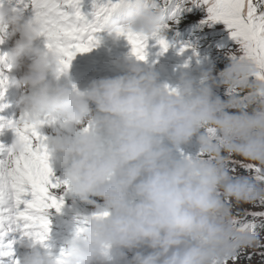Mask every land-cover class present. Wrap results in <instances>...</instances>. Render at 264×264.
Instances as JSON below:
<instances>
[{"label": "clouds", "instance_id": "1", "mask_svg": "<svg viewBox=\"0 0 264 264\" xmlns=\"http://www.w3.org/2000/svg\"><path fill=\"white\" fill-rule=\"evenodd\" d=\"M163 20L160 4H135L119 23L148 35ZM0 24L13 41L6 62L23 69L13 83L28 90L18 102L20 113L59 118L49 142L69 193L87 204L99 198L97 211L108 213L84 218L83 230L67 241L65 264H108L125 258L122 250L142 247L150 251H135L126 264H213L257 243L233 230L229 202L264 201V184L224 163L239 156L264 168V82L251 79L252 64L231 62L221 74L227 87L248 95L246 107L237 96L221 100L208 86L194 89L184 76L168 88L157 73L131 60L124 74L93 80L80 91L67 73L57 75L53 50L32 47L41 37L38 25L11 4L0 7ZM207 128L217 130L215 139ZM194 136L197 153L182 154ZM21 264L55 259L30 247Z\"/></svg>", "mask_w": 264, "mask_h": 264}, {"label": "snow or ice", "instance_id": "2", "mask_svg": "<svg viewBox=\"0 0 264 264\" xmlns=\"http://www.w3.org/2000/svg\"><path fill=\"white\" fill-rule=\"evenodd\" d=\"M198 5L206 6L207 20L222 22L229 30L230 37L238 45L236 53L230 54L231 62L247 61L256 71L251 79L264 82V0H194ZM135 4L155 6V0H91V11H82L83 0H16V10L23 14L31 5L30 23L38 25L40 35L45 38V48L53 50L57 57V75L67 72L77 53L89 52L96 47L100 38L97 33L106 26L109 35L114 38L123 36L131 45L130 55L139 61L147 57V40L155 38L161 53L167 51L168 43L158 34L169 27L166 23L158 25L151 34L136 33L127 25L113 19L118 10L125 12ZM3 3H0V7ZM162 11L164 8L162 7ZM180 6L172 10L170 19L178 15ZM7 37V26L0 24V43ZM182 46L179 53L185 50ZM195 54V53H194ZM0 96L9 82L5 70L12 65L6 62V53L0 55ZM167 87V86H166ZM73 88L75 86L73 85ZM174 92V89H169ZM228 96L239 97L241 106L247 104L248 95L235 85L228 86ZM2 107V106H0ZM59 118L47 112L32 116L22 112L18 119L0 123V133L11 129L14 141L7 148V155L0 159V256H7L10 264H21L14 256L12 246L17 241H27L30 246L40 245L53 256L46 243L50 232V210L60 212L64 206V195L69 192V182L56 178L50 164L47 150L49 138L40 132L43 125H56ZM88 129L85 128V131ZM206 134L215 139L218 135L214 128H207ZM183 154V153H182ZM232 173H251L250 178L264 184V168L257 164L233 159L224 161ZM230 207L232 208V202ZM239 203V202H237ZM255 206L264 208V201ZM106 211H97L93 215H104ZM251 217V219H249ZM257 220L264 221V211H245L243 216L232 215L233 230L253 236L257 243L247 247H264L259 243ZM81 227L76 229L82 231ZM10 237V239H9ZM242 248L233 249L221 260L213 264H229L238 259ZM66 249L61 248L54 257L55 264H65ZM0 264H4L0 260Z\"/></svg>", "mask_w": 264, "mask_h": 264}, {"label": "rangeland", "instance_id": "3", "mask_svg": "<svg viewBox=\"0 0 264 264\" xmlns=\"http://www.w3.org/2000/svg\"><path fill=\"white\" fill-rule=\"evenodd\" d=\"M197 8L198 11L195 6L193 7L195 16L190 19L198 18L201 21H204L205 26L203 27L201 33L210 34L212 32H220V35H216L220 39L218 42L221 43L224 38H226V43L218 47L214 52L210 53L208 47H193L189 45L185 39H179V34H177L178 32H175L174 28H171V25H169V27L162 30L158 34L160 38H163L168 43L169 47L167 51L161 53L159 44L156 39L153 38L146 47L147 51L150 52L153 57V63L147 66L153 72L157 73L158 82L168 88H174L179 83L181 76H184V78L192 82L194 89L208 86L211 89L213 98L219 97L221 100H226L228 95L226 94V96H224L223 91L218 87H220L223 83V77L221 75L223 70L231 63L230 54L236 53L238 45L230 37L229 30L222 22H211L206 19V6L197 4ZM182 46L188 47H185V50L178 54L179 49ZM120 47L123 49L120 50L115 57L113 69L116 73L120 72L121 74H124L127 70L128 62L130 60L133 61V58L132 55H130L129 49L124 48L123 45H120ZM105 48L110 53L114 51L110 45ZM92 51L95 60H100L102 64L103 62L108 61L105 57L102 58V52L98 45L93 48ZM88 58L89 56L87 59ZM107 63L110 65L109 61ZM80 70L81 68H78L77 75H85V71L79 73ZM198 148L199 145L196 141V137L194 136L188 144L181 146V152L183 154L195 155ZM233 159L245 161L243 157L239 156H233ZM245 162L251 163L249 161ZM241 172L244 175H251V173ZM66 195L71 201L79 202L81 207L87 212L95 213L100 207H102L103 204L99 198H92L95 200V204H87L81 202L69 192L66 193ZM245 211H264V208L248 203H237L235 200L232 201L231 212L233 216L239 214L242 218ZM249 219H251V217H249ZM262 222L263 221L261 220L256 221L258 225H262ZM256 231L259 233V243L264 245V227H257ZM242 251L243 253L240 263L235 262V264H264L259 260L261 259V255L264 253V247H247ZM229 264H233V262L229 261Z\"/></svg>", "mask_w": 264, "mask_h": 264}, {"label": "trees", "instance_id": "4", "mask_svg": "<svg viewBox=\"0 0 264 264\" xmlns=\"http://www.w3.org/2000/svg\"><path fill=\"white\" fill-rule=\"evenodd\" d=\"M195 23V24H194ZM183 26H186L187 28H189V27H194V26H197V27H201V28H203L204 26H205V24H204V21H201L200 19H198V18H193V19H191V21H184V23H183ZM182 26V27H183ZM195 32V31H194ZM218 33V32H217ZM217 33H215V32H212V33H210V35L207 37V38H205L204 40H202V42H201V44L204 46V47H209V48H216L217 49V46H219L220 44L221 45H223V44H225L226 43V38H224V40L220 43V42H218V40H220L219 39V37L218 36H216L217 35ZM199 43V42H198ZM211 50H215V49H211ZM222 91H223V95L224 96H226V91H227V87H226V85H224L223 87H222ZM238 175H244L242 172H239V173H237ZM262 224H264V221L262 222ZM245 248H243L242 250H244ZM240 251V253H239V255H238V259L235 261V262H238V263H240V260H241V258H242V253H243V251ZM260 260V262L261 263H264V253L261 255V259H259Z\"/></svg>", "mask_w": 264, "mask_h": 264}, {"label": "bare ground", "instance_id": "5", "mask_svg": "<svg viewBox=\"0 0 264 264\" xmlns=\"http://www.w3.org/2000/svg\"><path fill=\"white\" fill-rule=\"evenodd\" d=\"M10 42H11V40L5 38L3 43H0V54L1 55L6 53L10 49L9 48ZM42 44H43V36H41L37 40H35L33 42L32 47L35 48V49L43 50L42 49ZM0 70H3V66L2 65H0ZM5 73H6V75L9 78V82H8L7 86L5 87V89L3 90V95L0 96V97H3V98L7 97L6 95L8 93H10L11 91H13V90H15L17 88V86L13 83V80L14 79H18L15 67H12L11 70H5ZM53 129L52 128L50 129V133H52V134H54Z\"/></svg>", "mask_w": 264, "mask_h": 264}]
</instances>
